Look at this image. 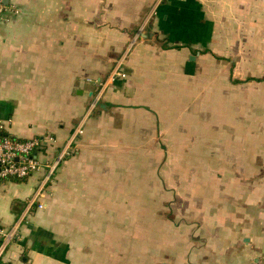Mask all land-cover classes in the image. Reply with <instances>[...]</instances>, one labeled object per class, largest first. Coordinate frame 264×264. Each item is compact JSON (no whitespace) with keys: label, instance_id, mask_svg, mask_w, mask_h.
I'll use <instances>...</instances> for the list:
<instances>
[{"label":"crops","instance_id":"crops-1","mask_svg":"<svg viewBox=\"0 0 264 264\" xmlns=\"http://www.w3.org/2000/svg\"><path fill=\"white\" fill-rule=\"evenodd\" d=\"M3 1L0 124L69 154L0 264H264V0Z\"/></svg>","mask_w":264,"mask_h":264},{"label":"built area","instance_id":"built-area-1","mask_svg":"<svg viewBox=\"0 0 264 264\" xmlns=\"http://www.w3.org/2000/svg\"><path fill=\"white\" fill-rule=\"evenodd\" d=\"M14 11L8 10L4 1L0 0V16H4L7 12ZM137 39H135L136 42ZM117 76L124 77V74L116 73L110 77L112 81H115ZM101 85H103L101 83ZM94 104L93 107H95ZM82 134V131H78L77 135ZM48 142H54L52 138L41 139H17L5 133L4 125L0 124V185L9 181H24L32 177L34 174L41 172L43 169H48L47 175L44 179L46 184L56 173L60 164L68 157L69 152L65 151L61 153L52 162H44L41 159L40 151ZM42 184V185H43ZM43 187L39 189L37 194L31 199L28 204L24 217L35 205L34 203L42 195ZM40 209L44 206L41 204ZM19 218L17 226L13 228H4L0 225V254H2L7 246L18 238V229L22 226L25 218Z\"/></svg>","mask_w":264,"mask_h":264},{"label":"rangeland","instance_id":"rangeland-1","mask_svg":"<svg viewBox=\"0 0 264 264\" xmlns=\"http://www.w3.org/2000/svg\"><path fill=\"white\" fill-rule=\"evenodd\" d=\"M53 181H54V179H53V177L46 183V184H43V185H41L42 187H43V191H42V194H45V193H47V191H48V189H49V187L52 185V183H53ZM0 195H3V192H2V190L0 189ZM31 199V198H30ZM30 199H28L27 200V202H23L22 204H18L17 206H16V208L17 209H27V207H28V204H29V202L31 201ZM35 205L32 207V209L27 213L28 215L26 216V217H24L23 215V218H25V221L23 222V224H25V223H27L28 222V220L29 219H31V213H35V211H37V210H39L40 208H39V206L41 205V204H43V205H45L42 201H40V199H38L35 203H34ZM41 210V209H40ZM26 213V212H25ZM25 215V214H24Z\"/></svg>","mask_w":264,"mask_h":264}]
</instances>
